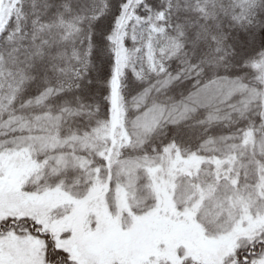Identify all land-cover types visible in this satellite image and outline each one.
<instances>
[{
	"label": "snow or ice",
	"instance_id": "snow-or-ice-1",
	"mask_svg": "<svg viewBox=\"0 0 264 264\" xmlns=\"http://www.w3.org/2000/svg\"><path fill=\"white\" fill-rule=\"evenodd\" d=\"M0 264H264V0H0Z\"/></svg>",
	"mask_w": 264,
	"mask_h": 264
}]
</instances>
